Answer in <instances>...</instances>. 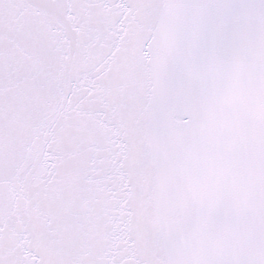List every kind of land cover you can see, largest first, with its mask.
Instances as JSON below:
<instances>
[{"label": "snow or ice", "instance_id": "snow-or-ice-1", "mask_svg": "<svg viewBox=\"0 0 264 264\" xmlns=\"http://www.w3.org/2000/svg\"><path fill=\"white\" fill-rule=\"evenodd\" d=\"M0 264H264V0H0Z\"/></svg>", "mask_w": 264, "mask_h": 264}]
</instances>
